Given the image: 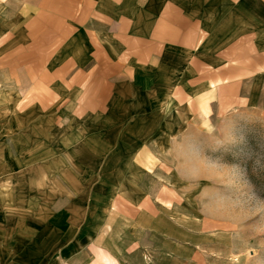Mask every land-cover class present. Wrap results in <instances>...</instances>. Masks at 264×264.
<instances>
[{"label": "crops", "instance_id": "obj_1", "mask_svg": "<svg viewBox=\"0 0 264 264\" xmlns=\"http://www.w3.org/2000/svg\"><path fill=\"white\" fill-rule=\"evenodd\" d=\"M3 45L31 91L68 96L75 119L87 124L120 122L110 115L116 107L128 108V123L148 122L138 108L151 105L150 92L166 83L181 90L182 80L195 90L199 73L201 90L215 77L236 82L241 105L250 90L264 91V0H0ZM29 167L37 184L0 195V264H122L124 253L107 243V219L143 212V191L134 198L112 185L105 202L121 205L103 209L89 205L104 201L101 184L71 181L68 164Z\"/></svg>", "mask_w": 264, "mask_h": 264}, {"label": "rangeland", "instance_id": "obj_2", "mask_svg": "<svg viewBox=\"0 0 264 264\" xmlns=\"http://www.w3.org/2000/svg\"><path fill=\"white\" fill-rule=\"evenodd\" d=\"M7 46L0 47V195L37 184L30 164L48 171L68 164L71 181L101 184L104 201L91 206L121 205L105 202L114 186L134 198L143 191V212L107 219V243L124 253L122 264H264V91L250 90L251 102L241 105L236 82L223 86L215 77L201 90L199 73L195 90L182 80L181 90L166 83L150 92L151 105L138 108L148 122L128 123V108L116 107L110 115L120 122L87 124L75 119L68 96L50 101L45 90L31 91ZM62 147L68 153L58 154Z\"/></svg>", "mask_w": 264, "mask_h": 264}]
</instances>
